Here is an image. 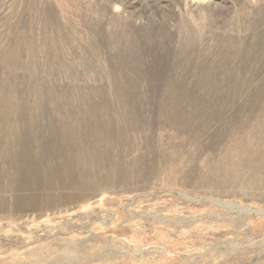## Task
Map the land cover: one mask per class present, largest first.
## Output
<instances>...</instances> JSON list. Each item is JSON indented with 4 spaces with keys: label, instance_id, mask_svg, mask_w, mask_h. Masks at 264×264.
Instances as JSON below:
<instances>
[{
    "label": "rangeland",
    "instance_id": "1",
    "mask_svg": "<svg viewBox=\"0 0 264 264\" xmlns=\"http://www.w3.org/2000/svg\"><path fill=\"white\" fill-rule=\"evenodd\" d=\"M0 264H264V0H0Z\"/></svg>",
    "mask_w": 264,
    "mask_h": 264
}]
</instances>
